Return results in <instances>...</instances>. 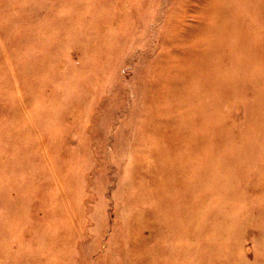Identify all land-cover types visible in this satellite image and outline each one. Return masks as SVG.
I'll list each match as a JSON object with an SVG mask.
<instances>
[{
    "label": "rangeland",
    "instance_id": "1",
    "mask_svg": "<svg viewBox=\"0 0 264 264\" xmlns=\"http://www.w3.org/2000/svg\"><path fill=\"white\" fill-rule=\"evenodd\" d=\"M0 264H264V0H0Z\"/></svg>",
    "mask_w": 264,
    "mask_h": 264
}]
</instances>
